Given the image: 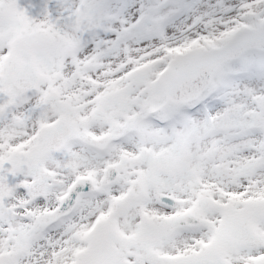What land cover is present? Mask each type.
<instances>
[{
  "label": "snow or ice",
  "instance_id": "obj_1",
  "mask_svg": "<svg viewBox=\"0 0 264 264\" xmlns=\"http://www.w3.org/2000/svg\"><path fill=\"white\" fill-rule=\"evenodd\" d=\"M0 264H264V0H0Z\"/></svg>",
  "mask_w": 264,
  "mask_h": 264
}]
</instances>
